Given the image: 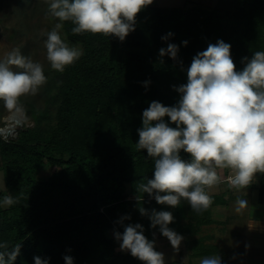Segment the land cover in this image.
Masks as SVG:
<instances>
[{"label":"trees","instance_id":"16d2710c","mask_svg":"<svg viewBox=\"0 0 264 264\" xmlns=\"http://www.w3.org/2000/svg\"><path fill=\"white\" fill-rule=\"evenodd\" d=\"M187 6L160 8L152 2L136 16L135 30L123 41L73 34L74 25L64 22L67 41L80 48L81 57L63 72L48 74L40 98L47 106L26 110L34 127L23 128L15 139L0 134L6 185L0 200L12 195L19 201L0 205V243L7 241L9 250L21 245L13 264H34L37 256L48 264H65V256L73 264H143L129 251L119 252L108 234H122L126 225L139 223L157 250V241L167 238L159 226L151 227L141 207L149 213L170 211L174 220L169 228L189 240L198 258L216 252V246H206L197 236L203 225L215 224L210 210L227 205L226 195H211V206L195 212L186 200L172 208L138 192L140 184L153 178L155 160L137 148V130L151 102L178 103L175 89L187 83L193 57L209 43L230 44L237 70L244 67L243 58L264 51V0H218L210 9ZM168 44L178 46L176 59L159 55ZM165 122L175 127L167 117ZM180 155L190 159L182 150ZM50 168L51 176L41 179Z\"/></svg>","mask_w":264,"mask_h":264},{"label":"clouds","instance_id":"9594fccd","mask_svg":"<svg viewBox=\"0 0 264 264\" xmlns=\"http://www.w3.org/2000/svg\"><path fill=\"white\" fill-rule=\"evenodd\" d=\"M45 2L50 15L59 21L46 33V60L53 70L63 72L82 55L80 49L69 47L62 39L64 22L74 25L73 34H102L123 41L135 30L136 16L153 0ZM230 50L231 45L223 40L209 43L206 50L193 57L187 68V83L175 89L180 93L178 103L164 106L153 101L142 113L137 148L146 150L155 166L153 178L140 184L137 191L147 193L160 205L176 208L186 200L193 211L201 212L211 206L208 190L222 181V170L233 173L231 184L237 190L248 188L257 174H264V51L243 58L244 67L237 70ZM177 52V45L168 44L167 49L159 50V55L176 59ZM46 82L43 65L22 55L19 48L0 58V101L10 113H22L21 97L36 95ZM165 117L175 127L169 126ZM181 150L190 159H182ZM18 202L12 195H5L0 205L10 207ZM247 203L237 198L235 210L240 212ZM139 211L148 216L152 228L159 226L173 249H179L184 237L169 228L174 220L170 211L153 209L149 213L143 207ZM143 232L139 223L126 225L122 234L117 232L121 250L129 251L143 264H165L155 240L150 241ZM20 249V244L9 250L7 241L0 243V264H13ZM64 259L65 264H73L71 257ZM34 264L48 261L37 256ZM199 264H222V260L216 255Z\"/></svg>","mask_w":264,"mask_h":264},{"label":"rangeland","instance_id":"374dc122","mask_svg":"<svg viewBox=\"0 0 264 264\" xmlns=\"http://www.w3.org/2000/svg\"><path fill=\"white\" fill-rule=\"evenodd\" d=\"M217 1L153 0V3L160 8H184L188 5V9H210L215 7ZM58 22L56 18L50 15L48 4L45 0H0V58H3L12 49L19 48L22 55L30 56L34 61H38L43 65L44 74L48 79V74H54L56 70H53L50 63L46 60L44 40L47 38V31H50L55 23ZM60 34L65 43L71 47L67 41L64 27ZM14 70L20 71V69ZM46 83L40 87L36 95L21 97L20 103L23 106V112L17 115L16 121H10V117L14 114L5 109L3 102L0 101V131H5L11 126L16 128V131H13L9 137L3 134L4 139H15L23 128L34 127L35 122L33 119L26 118V110H43L47 106L45 100H43L44 98L40 99L45 94ZM53 172V168L47 169L40 175V178L47 179ZM230 174H233L230 170H222L223 179L218 184L217 189L227 190L228 183L224 182V177ZM5 188V176L3 172H0V191L4 192ZM243 190L245 188L236 189L237 192L244 194L240 199L247 200V206L237 212L235 210L237 199L231 200L228 206L220 207L214 211V218L223 222V224L208 228L202 233V238L204 236L219 238L214 243V246L217 247L216 251H221V255L218 256L221 258L222 264H264V260L247 257V249L255 250L256 252L260 251V253L261 250H264V226L261 229L257 228L259 232L256 233L248 230L250 221L251 223L260 224L259 222H262L264 224V174H257L252 186L246 189L248 190L247 196ZM226 199H228V195ZM108 234L116 240L118 251L125 253L126 250H121L120 248L122 241L116 239L114 232L109 231ZM157 246V251L164 254L165 264H172L173 262L199 264L200 260L209 257L198 258L196 256L198 253H191L186 249L184 240L181 241L178 250L173 249L168 239L157 241Z\"/></svg>","mask_w":264,"mask_h":264},{"label":"crops","instance_id":"0c3cea01","mask_svg":"<svg viewBox=\"0 0 264 264\" xmlns=\"http://www.w3.org/2000/svg\"><path fill=\"white\" fill-rule=\"evenodd\" d=\"M231 175H232V174L228 175V177H230ZM226 183H227V182H226ZM227 185H228V184H227ZM217 186H218V185H217ZM217 186H215V187L209 189V190H208V191H209V194H210V195H221V194H225L226 196L228 195V203H230L231 200H235V199H237V198H241V197L244 196V194H241V192H240V193L237 192L236 189L231 188L229 185L227 186V190H225V191H223L222 189H221V190H220V189H217ZM251 186H252V184L250 185V187H251ZM246 189H247V188H245V190H243V191H244V193H245L246 196H247V192H248V190H246ZM245 191H246V192H245ZM260 200H261V199H260ZM228 203H227V205H216V204H215V205L211 208L209 215H210V217L215 221V224H206V225H203L201 233L197 236V237H200V239H203V240H204V243H205L206 246L214 245V243H215L216 241H218L219 238H218V237L211 238V237H209V236H204V237L202 238V233H203L205 230H207L208 228L215 227V226H219V225L223 224V222L217 221V220L214 218V211H215L216 209L220 208V207L228 206ZM232 203H233V202H232ZM199 215L202 217L201 214H199ZM201 219H202V218H201ZM253 221H254V220H253ZM259 223H260V224L255 223V222H252V223H251V221H250V222H249V225H248V230H249L250 232H252V233H254V231H255V233H256V232H259V229H261V227L263 228V226H264V224H263L262 222H259ZM201 226H202V225H201ZM257 228H259V229L257 230ZM255 229H256V230H255ZM251 230H252V231H251ZM250 232H249V233H250ZM183 240L186 242V249L192 253V251L189 249V247H188V245H187L189 240H187V239H185V238H184ZM216 255H221V251L219 250V251H216V252H214V253H211V252H210V254L207 255V256L212 257V256H216ZM247 257H249V258L254 257V258H256V259L264 260V250H261V253H260V251H259V252H256L255 250L247 249Z\"/></svg>","mask_w":264,"mask_h":264},{"label":"water","instance_id":"95a60500","mask_svg":"<svg viewBox=\"0 0 264 264\" xmlns=\"http://www.w3.org/2000/svg\"><path fill=\"white\" fill-rule=\"evenodd\" d=\"M13 131H16V128L14 126H11L9 128H7L5 131H0V134L3 135L5 134L7 137L11 136V133ZM19 132V130H17Z\"/></svg>","mask_w":264,"mask_h":264},{"label":"built area","instance_id":"2783aa9c","mask_svg":"<svg viewBox=\"0 0 264 264\" xmlns=\"http://www.w3.org/2000/svg\"><path fill=\"white\" fill-rule=\"evenodd\" d=\"M232 177H233V174H232L230 177L227 178V182H228V184L230 185V187L234 188V187L232 186V184H231Z\"/></svg>","mask_w":264,"mask_h":264},{"label":"bare ground","instance_id":"6f19581e","mask_svg":"<svg viewBox=\"0 0 264 264\" xmlns=\"http://www.w3.org/2000/svg\"><path fill=\"white\" fill-rule=\"evenodd\" d=\"M17 115H12L11 117H10V121H16L17 120Z\"/></svg>","mask_w":264,"mask_h":264}]
</instances>
